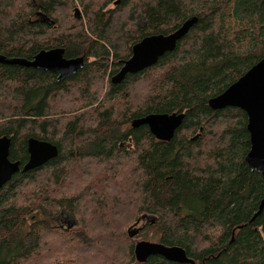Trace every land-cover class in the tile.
Returning a JSON list of instances; mask_svg holds the SVG:
<instances>
[{"label":"trees","instance_id":"obj_1","mask_svg":"<svg viewBox=\"0 0 264 264\" xmlns=\"http://www.w3.org/2000/svg\"><path fill=\"white\" fill-rule=\"evenodd\" d=\"M117 2L0 0V54L32 59L61 47L65 58H84L62 80L0 63L9 159L27 161L29 137L58 148L0 189V264H180L136 261L134 239L148 235L182 247L194 262L186 264H264V205L253 218L264 176L244 160L247 116L208 105L264 57V0ZM190 16L198 21L174 50L110 81L134 43ZM173 112L184 118L168 141L131 126Z\"/></svg>","mask_w":264,"mask_h":264},{"label":"water","instance_id":"obj_2","mask_svg":"<svg viewBox=\"0 0 264 264\" xmlns=\"http://www.w3.org/2000/svg\"><path fill=\"white\" fill-rule=\"evenodd\" d=\"M75 15L79 17V10L75 8ZM198 18L190 16L186 18L178 28L168 34H154L143 37L132 45L131 55L122 62L120 69L111 76L112 83H118L127 74H134L154 65L166 52L175 49L177 42L181 40L190 29L196 25ZM64 49L54 47L38 51L32 59L24 57H9L0 54V63L32 67L44 71H51L62 80L84 64L83 57L65 58ZM208 105L213 110L226 107H237L243 110L247 116V131L249 133L250 148L245 155V162L251 171H257L264 176V57L251 66L237 80L231 83L224 91L208 99ZM184 118L183 112L150 113L134 119L132 127L147 125L149 131L158 140H170ZM11 139L0 136V189L17 172H27L37 168L58 155L55 144L40 140L35 137L27 139L28 159L21 166L19 160L9 159ZM264 205L261 201L253 218L259 214ZM138 222L129 226L128 236L138 234ZM134 255L136 261L143 263L151 255H160L164 259L175 263H194L187 257L184 249L177 245L167 246L160 242L140 240L135 243Z\"/></svg>","mask_w":264,"mask_h":264},{"label":"rangeland","instance_id":"obj_3","mask_svg":"<svg viewBox=\"0 0 264 264\" xmlns=\"http://www.w3.org/2000/svg\"><path fill=\"white\" fill-rule=\"evenodd\" d=\"M118 1V2H117ZM115 2H117L116 4H118L119 3V0H115ZM75 8H78V10H79V15H82V9H81V7H79V6H76ZM72 14H74L75 15V13H74V11H73V13ZM89 60H93V59H89ZM107 63H110V61H108L107 60ZM105 78H106V76H105ZM104 78V79H105ZM104 88H103V90H102V92L104 93ZM68 215V214H67ZM64 215V219L66 220V221H64L63 223L64 224H67L69 221H70V216L68 215ZM51 222L50 223H52V224H54L55 223V220H50ZM140 240H147V241H152V242H157V240H155V239H152V238H150L149 237V235L148 236H146V238H143V236H139V237H137L136 239H134V242L136 243L137 241H140Z\"/></svg>","mask_w":264,"mask_h":264},{"label":"bare ground","instance_id":"obj_4","mask_svg":"<svg viewBox=\"0 0 264 264\" xmlns=\"http://www.w3.org/2000/svg\"><path fill=\"white\" fill-rule=\"evenodd\" d=\"M141 40V39H140ZM43 165V164H42ZM165 225V224H164ZM152 256V255H151ZM154 256V255H153ZM186 264V263H185Z\"/></svg>","mask_w":264,"mask_h":264}]
</instances>
